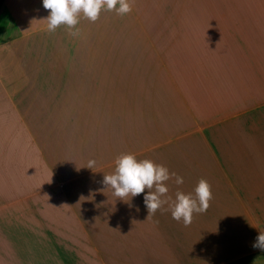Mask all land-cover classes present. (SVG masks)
Returning a JSON list of instances; mask_svg holds the SVG:
<instances>
[{"label": "crops", "instance_id": "crops-1", "mask_svg": "<svg viewBox=\"0 0 264 264\" xmlns=\"http://www.w3.org/2000/svg\"><path fill=\"white\" fill-rule=\"evenodd\" d=\"M129 3L50 32L0 0V264H264V0ZM127 153L183 178L154 215L103 184Z\"/></svg>", "mask_w": 264, "mask_h": 264}, {"label": "clouds", "instance_id": "clouds-1", "mask_svg": "<svg viewBox=\"0 0 264 264\" xmlns=\"http://www.w3.org/2000/svg\"><path fill=\"white\" fill-rule=\"evenodd\" d=\"M43 7L49 11L46 18L47 28L50 32L60 26L75 29L80 22L81 14L85 19L95 22L99 18L102 9L115 10L119 15L131 12L129 0H42ZM116 167L113 174L104 175L103 184L113 189L114 195L121 200L129 195H144V203L149 214H155L157 210L169 202V191L165 182L175 176L177 184L183 183V178L169 173L164 165L156 164L149 159L138 160L134 154H122L116 158ZM94 160H90L88 168L93 169ZM152 189H155L152 191ZM195 197L182 192L176 193V199L171 204V215L176 221H183L185 226L192 223L194 213H204L208 210L213 194L211 185L206 179H200L195 187ZM254 248L264 250V233L257 236L253 244Z\"/></svg>", "mask_w": 264, "mask_h": 264}]
</instances>
